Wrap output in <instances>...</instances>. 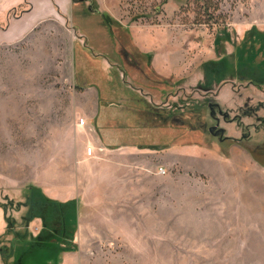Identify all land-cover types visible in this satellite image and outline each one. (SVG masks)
<instances>
[{
  "label": "rangeland",
  "instance_id": "rangeland-1",
  "mask_svg": "<svg viewBox=\"0 0 264 264\" xmlns=\"http://www.w3.org/2000/svg\"><path fill=\"white\" fill-rule=\"evenodd\" d=\"M106 1L113 7L112 13L128 28L145 30L146 35L149 32L153 34L149 43L155 44L156 48L147 54L151 63L156 57L157 61H169L170 58L177 64L180 74L178 79L172 80L176 86L162 88V93L152 91L158 94L157 99H152L153 106L172 114H183L185 118L191 110L201 112L204 130L192 134L191 139L195 144L215 151L221 165L219 174H197L188 186L179 182V188L193 190L195 207L204 211L194 216L192 229L178 230L179 236L192 237V243L128 245L125 246L126 252L135 260L121 261L117 258L106 261L104 256L98 264H264V166L251 157L252 169L247 166L232 179L224 176L226 170L232 172L233 169L228 167L233 162L230 154L232 146H264V95L248 89V82H240L233 76H227L220 82L214 79L208 85L203 69L205 64L222 60L235 65L237 50L244 44L247 34L251 31L264 33V0H211L210 3L207 0ZM95 5L98 9L102 7L97 2ZM75 14L77 17L79 11L75 10ZM76 22L88 33L98 34V38L103 40L107 38L99 35L103 30L99 28L101 26L95 27L100 31L96 33L94 27L90 29L89 22L77 18ZM70 23L68 21L66 26L61 27L51 25L40 35L12 44L3 32L6 23L0 21L1 246L10 247L15 236L5 235L9 220L15 223L16 231L27 232L33 238H37L44 228L43 225L35 236L30 227L37 219L26 222L29 213L27 192L30 188L39 190L53 202H75L78 217L80 204L77 200L62 202L53 199L40 186L41 183L65 186L71 179L62 182L58 180V174L73 173L75 170L74 164L58 165L54 162L63 154L68 160L73 150L70 142L64 140L66 134L61 132L66 128L68 113L65 108L68 109L69 103L62 101L63 94L73 93L75 89L89 92L92 86L79 82L83 75L88 78L91 74L102 75L109 82L114 78L111 69L107 72L104 67L99 74L95 67V61L100 59L98 52L124 71L120 59L110 51L109 46L104 45L101 51L97 48L96 53L85 50L88 54H81L76 42L81 45L80 50L91 47ZM146 40L148 42L149 39ZM255 40L257 44L263 42L260 38ZM98 42L103 44L100 40ZM131 57L138 60L134 54ZM78 61L81 69L78 68ZM257 62H263L261 55ZM189 72L193 73L192 78L186 75ZM124 80L129 83V79ZM142 81L136 78L130 84L138 87ZM79 84H82L81 88H78ZM226 85L229 86L227 91H235L236 94L218 99V90ZM113 87L111 85L113 94H119L120 86ZM145 87L154 89L151 85L145 84ZM211 104L219 105L223 114L228 116V121L220 116L217 109L212 116ZM135 107L143 109L144 105L136 104ZM82 119L86 125L81 137L83 142H90L93 126L84 115L78 118L79 124ZM213 127L220 128L224 133L216 136L215 132H210ZM96 131L99 134L98 128ZM187 135L183 134L176 144L192 145L181 143L187 141ZM230 141H234L235 145L228 146ZM259 158L264 163V155ZM48 175L50 178L46 180ZM255 178L257 182L253 181ZM77 229L78 223L75 236ZM152 231L146 229L148 234L154 235ZM155 233L157 235L158 232ZM75 236L72 245H59L64 249L62 253L48 257L49 261L45 263L34 264H61L64 253L78 251ZM106 248L116 250V246L103 249ZM91 249L96 253L97 248L91 246ZM138 254L142 256L141 260H138ZM0 264H6L1 253Z\"/></svg>",
  "mask_w": 264,
  "mask_h": 264
},
{
  "label": "crops",
  "instance_id": "crops-1",
  "mask_svg": "<svg viewBox=\"0 0 264 264\" xmlns=\"http://www.w3.org/2000/svg\"><path fill=\"white\" fill-rule=\"evenodd\" d=\"M90 1H92L94 9L98 11L97 14L89 11V2L0 0V21L6 23L3 32L9 37L10 42L15 44L24 41L29 36H37L46 32L51 25L66 26L70 21L72 27L86 39L87 45L91 47L84 48L83 51L93 50L95 52L97 48L101 51L104 50L105 45L109 46L110 51L120 59L124 71H120L119 66L113 65L107 57L98 52L100 59L97 62L100 69L104 67V69H108L107 72L111 69L115 78L110 82L106 81L114 87L120 86L124 97H129L130 101L134 98L138 99L135 105H144V107L145 103L153 105L152 99H157L158 94H154L152 91L159 93L163 91L156 87L152 88L153 90L145 87V84L147 86L151 83L146 79L143 63L139 59L135 60L131 57L134 52L121 40L111 21L117 22L128 31L131 43L143 54L155 50V44L149 43L153 39V34L149 32L146 35L145 30L142 32L136 28L133 31L128 28L120 18L112 13L113 7L106 0ZM96 2L102 7L98 9L95 5ZM82 5L84 6L82 7ZM75 10L79 11L77 17ZM76 18L82 19L83 22H89L90 29L94 27L96 33L100 31L95 27L101 26L99 28L103 30L99 35H105L108 40H106L107 38L106 41L98 38V34L88 33L87 30L80 27ZM146 38L149 39L148 42ZM98 40L103 44H100ZM75 45L81 46L77 42ZM75 52L77 51L75 50ZM129 57L132 59H128ZM104 65L108 67L105 68ZM150 68L157 75L166 79L169 87L176 86L172 80L178 79L180 73L177 64L173 63L170 58L169 61L160 62L155 57ZM125 74L129 83L124 80L126 79ZM186 75L193 77V73L190 72ZM136 78L142 79L143 83L138 87L134 85L133 87L130 82ZM119 80L122 85L119 84ZM151 86L153 87V85ZM228 87L226 85L220 88L216 97L225 99L228 94L235 95V91H227ZM251 88L256 93L264 95V89L248 85V89ZM127 91H131L133 94L127 93ZM113 95L118 96L119 94L114 93ZM238 95H241V92H238ZM66 97L68 98L66 99ZM66 100L69 102L68 109L65 108L68 118L66 119V128L61 132L66 134L67 138L64 137V140L69 141L73 148L72 157L66 160L65 154H63L61 159L54 162L58 165L74 164L75 170L73 173L58 174L57 178L62 182L71 179L65 186L54 187L49 183H39L47 196L62 202L74 199L80 204L77 217L78 229L75 236V244L79 246V249L74 253H64L61 256V264H98V261L103 260L104 256L106 261L117 258L121 261L135 260L126 252L125 246L128 245L192 243V237L179 236L178 230L192 229L194 216L202 214L204 211L198 206L195 207L193 190L179 188L178 185L179 182H185L188 186V183H193L197 174H219L221 162H219L218 154L212 149L197 144L190 146L172 144L162 148L142 147L125 142L110 147V143L96 131L100 109L98 89L91 87L89 92L87 90L78 92L75 89L73 93L63 94L62 101ZM63 105L65 107V104ZM135 105L133 106L135 107ZM83 115L88 117L90 125L93 126L90 142H83L81 137L84 126L78 123V118ZM118 125V122L110 124L112 128L118 127ZM123 125L131 126V123L127 122ZM89 148H92L91 156L88 154ZM230 154L233 157V162L231 161L228 167L232 166L233 169H231L232 172L225 171L226 179H232L247 166L251 169L254 166L251 155L245 149L232 146ZM161 169H164L166 173L161 174ZM49 178L50 175L45 179ZM253 181L257 182L256 178ZM190 186L192 185L190 184ZM30 228L34 230L36 236L42 230L43 222L37 219ZM146 229L153 230L154 235L148 234ZM155 232H158L157 235ZM163 232L166 236H162ZM91 246H94V249L97 248L96 253L91 249ZM106 246H116V250L103 249ZM99 249L103 253L102 256H99ZM138 257V260L142 259L139 254Z\"/></svg>",
  "mask_w": 264,
  "mask_h": 264
},
{
  "label": "trees",
  "instance_id": "trees-1",
  "mask_svg": "<svg viewBox=\"0 0 264 264\" xmlns=\"http://www.w3.org/2000/svg\"><path fill=\"white\" fill-rule=\"evenodd\" d=\"M207 2L210 3L211 0H207ZM111 24L121 40L131 47L134 55L143 63L146 79L151 85L158 89L169 87L168 81L150 68L151 57L141 53L131 43L128 31L117 22L111 21ZM255 38H260L263 42L257 44ZM258 45L259 47H257ZM79 47L77 49L81 54H88V52L80 50ZM260 55L263 59L261 64L257 62ZM78 63V68L81 69L80 61ZM95 67L101 74L97 61ZM203 69L208 85L214 79L220 82L225 80L227 76H233L240 82H248L258 88L264 87V33L256 34L251 31L247 34L244 44L237 50L235 65L222 60L205 64ZM101 76L91 74L88 78L83 75L79 82L96 87L99 91L100 109L97 128L101 137L110 143V147L129 142L142 147L165 148L179 143L181 141L179 138L183 134H188V137L186 142H181L182 144L192 143V145H195L194 140L191 139L192 134L204 130L200 118L201 114H199L201 112L191 110L189 116L185 118L183 114H172L148 103H145L143 109L136 108L133 106L137 102L135 99L130 101L129 97H124V93L120 88H118L120 90L118 91L119 95H113L111 85ZM81 87L82 84H79L78 88ZM113 122H118V127L112 128L110 124ZM127 122H130L131 126L123 125ZM231 145H235V142L230 141L228 146ZM243 148L257 163L264 166L259 158L260 155H264V146L255 148L243 146ZM27 206L29 213L26 222L41 219L44 228L37 238H33L27 232L22 234L18 230L16 231L15 223L9 220V228L5 235H15L14 239L10 247L1 246L0 244V253L6 264L45 263L49 261L48 257L59 255L64 251L63 248L59 247L60 244L72 245L77 227V206L75 202L65 204L53 202L40 194L39 190L30 188L27 192Z\"/></svg>",
  "mask_w": 264,
  "mask_h": 264
},
{
  "label": "water",
  "instance_id": "water-1",
  "mask_svg": "<svg viewBox=\"0 0 264 264\" xmlns=\"http://www.w3.org/2000/svg\"><path fill=\"white\" fill-rule=\"evenodd\" d=\"M75 2H79V3H81V2H89L90 3V6H89V11L91 12V13H95V14H97L98 13V11L97 10H95L94 9V7H93V4H92V1H90V0H74ZM212 107V106H211ZM222 113V112H221ZM223 114V113H222ZM215 115V111H213L212 110V116H214ZM225 117H226V115H225ZM217 128L218 127H213V128H211L210 129V132H215V134H216V136H219L220 134H223L224 133V131L223 130H218L217 131Z\"/></svg>",
  "mask_w": 264,
  "mask_h": 264
},
{
  "label": "flooded vegetation",
  "instance_id": "flooded-vegetation-1",
  "mask_svg": "<svg viewBox=\"0 0 264 264\" xmlns=\"http://www.w3.org/2000/svg\"><path fill=\"white\" fill-rule=\"evenodd\" d=\"M210 106V109L211 110H213V111H215V109H217L218 111H219V114H220V116H222L223 118H224V120L225 121H228V116L226 115V114H222L223 112H222V110L220 109V107H219V105H217V104H211V105H209ZM212 106V107H211ZM222 112V113H221ZM225 115H226V117H225ZM218 123H219V121H217ZM218 130H220V128H217V131Z\"/></svg>",
  "mask_w": 264,
  "mask_h": 264
},
{
  "label": "built area",
  "instance_id": "built-area-1",
  "mask_svg": "<svg viewBox=\"0 0 264 264\" xmlns=\"http://www.w3.org/2000/svg\"><path fill=\"white\" fill-rule=\"evenodd\" d=\"M80 125H81V126H85V125H86V122H85L84 119L80 120ZM88 154H89L90 156L92 155V148H89V149H88ZM160 172H161V174H165V173H166V171H165L164 169H161Z\"/></svg>",
  "mask_w": 264,
  "mask_h": 264
}]
</instances>
